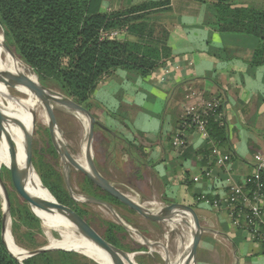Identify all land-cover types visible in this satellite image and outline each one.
I'll return each mask as SVG.
<instances>
[{"label": "crops", "instance_id": "crops-1", "mask_svg": "<svg viewBox=\"0 0 264 264\" xmlns=\"http://www.w3.org/2000/svg\"><path fill=\"white\" fill-rule=\"evenodd\" d=\"M222 1L105 0L104 12L168 3L127 17L133 27L128 40H144L159 53L156 69L146 76L117 69L104 77L93 101L102 104L103 133L136 193L189 205L199 215L198 264H264V243L248 234L245 218L235 224L228 205H211L246 184L256 174V155L264 153V64H251L260 40L219 27ZM224 1L232 10L264 12V0ZM215 100L221 118L214 119L227 141L190 133L188 147L175 148L185 111L195 105L205 110L201 103Z\"/></svg>", "mask_w": 264, "mask_h": 264}, {"label": "trees", "instance_id": "trees-1", "mask_svg": "<svg viewBox=\"0 0 264 264\" xmlns=\"http://www.w3.org/2000/svg\"><path fill=\"white\" fill-rule=\"evenodd\" d=\"M104 1L0 0V25L18 59L37 75L42 85L57 89L90 112L93 108V96L105 76L120 68L136 71L143 76L156 69L159 53L143 44L144 40L136 42L128 40L129 31L131 29L133 31V27L128 26L130 20L127 17L168 3L134 6L123 12H104L102 10ZM220 4L225 10V15L219 19V27L225 32L237 31L247 36L257 37L260 44L256 47L251 64L254 67L263 65L264 12L256 9L232 10L224 0ZM228 16H231V22ZM124 29H126V38L122 42L100 40L102 30ZM136 29L140 30L137 26ZM207 132L214 142L220 141L224 144L227 141V131L220 122H215L214 118H210ZM49 151L56 154L52 143ZM38 156L36 152L33 157L36 168ZM7 163L5 161L2 165L1 176L10 197L12 235L16 245L20 247L22 246L20 232H25L24 237L34 242L36 235H42L43 231L41 220L32 212L30 206L26 202L19 201L14 192L9 189L6 178L11 182L12 172L6 166L15 168ZM37 169L43 186L47 188L46 192L55 203L53 197L60 204L69 206V209L81 218H87L88 212L85 209L87 206H80L70 198L64 178L59 172L52 169L45 174L39 168ZM87 182L92 184L88 179ZM248 188L252 189L253 186L250 184ZM83 192L88 196L93 195L91 189L83 188ZM108 198L111 202L121 204L109 195ZM211 201L213 202L212 199ZM2 202L3 197L0 193V264H86L81 260L82 255L66 251L44 252L19 262L9 252L3 240ZM103 223L106 226L105 239L114 246L128 253L131 252L124 246L123 240L116 236L117 232L126 233V231L112 221ZM138 251H147V248L140 246ZM139 260L141 258H138Z\"/></svg>", "mask_w": 264, "mask_h": 264}, {"label": "water", "instance_id": "water-1", "mask_svg": "<svg viewBox=\"0 0 264 264\" xmlns=\"http://www.w3.org/2000/svg\"><path fill=\"white\" fill-rule=\"evenodd\" d=\"M6 50L9 52V49L4 45ZM11 53V52H10ZM15 56L14 54H12ZM16 57V56H15ZM17 58V57H16ZM36 76V80L26 76V75H16L10 73L3 69H0V83H3L6 87L11 90H15L19 86L25 87L31 93H33L42 103L43 108L47 116V127L50 134L51 142L55 151L59 154L63 162V178L65 182L66 189L69 193L70 198L80 204L98 206L101 207L104 211L108 212L113 218L114 223L121 226L128 234L134 235L137 238V241L145 246L149 254L154 253L157 248L163 250L165 257L163 258L164 264H174L172 262V254L168 247L160 241H152L146 235H144L138 228L130 225L126 220H124L116 211V208L113 204L103 201L101 199L88 196L85 194H80L76 192L72 185L71 175L72 169H75L81 172L86 178H88L96 187L105 191L109 196L116 199L123 206L129 208L131 211L137 213L139 216L145 220L160 224L168 223L173 224L179 219L188 218L192 222V229L190 232L191 242L187 255L183 256L181 260L183 261L186 258L185 264H198L197 263V251L199 244L202 239V233L204 231L201 226L199 215L196 214L195 210L185 204H172V205H163L162 207L156 208L154 206L159 205L157 201H148L153 209H149L147 204H140L131 198H129L125 193L118 189V187L109 179L104 177L98 170L94 155H93V142L95 136L96 126H101L102 129L106 128L102 126L92 113L86 109L84 106L80 105L78 102L70 99L69 97L64 96L61 92H58L54 89L42 85ZM60 106L66 110L76 113L80 116L86 118L88 122V140L86 146V167L81 166L70 153V150L66 142L58 135H61L60 127L58 125L55 107ZM5 124L18 127L24 134L23 139V151L25 154V164L19 168V171L6 166L12 172V181L14 186L18 187L19 184H22L26 187V197L29 201L33 213L40 219V217L33 210V202L35 201L43 211L50 214H58L64 217L69 223H71L88 241L94 243L101 250H103L113 261L114 264H137L135 257L137 253H128L113 244L109 243L103 236H101L85 219L81 218L77 213L70 210L68 207L60 204L55 197V204H50L37 194H33L28 191L27 184L30 177V174L35 171L33 164V143H34V131H35V122H24L19 117L13 116L6 112L2 107H0V139L2 138L5 132ZM108 130V129H107ZM13 149L15 150V144H13ZM47 189V188H46ZM0 193L4 199L3 202V212L4 219L2 224V236L4 243L9 250V252L19 261L23 262L25 260L31 259L41 253L49 251H66L74 252L80 255H83L87 258L92 259L87 254L83 252H78L76 250H66L62 248H54L52 246H46L39 248L35 251H26L25 258L20 260L21 257L15 255L10 249L7 240H6V221L7 217L11 219V204L10 197L8 193L7 186L2 179L0 173ZM12 220V219H11ZM41 220V219H40ZM93 260V259H92ZM180 260L177 264H183ZM95 263H97L94 260ZM98 264V263H97Z\"/></svg>", "mask_w": 264, "mask_h": 264}, {"label": "rangeland", "instance_id": "rangeland-1", "mask_svg": "<svg viewBox=\"0 0 264 264\" xmlns=\"http://www.w3.org/2000/svg\"><path fill=\"white\" fill-rule=\"evenodd\" d=\"M0 35L3 37V45H6L8 47L9 52L6 50V48H5V50L8 53L11 52L10 53L11 55L14 54L16 56L12 47L8 43L4 29L1 25H0ZM16 60L21 65L24 66L23 71L26 74L34 75V72L26 64H24L20 59H18V57L16 58ZM51 89L58 91L55 88H51ZM12 95L18 100H25L26 99L24 96H22L21 94L16 93V92H12ZM92 105H93V108H92L91 113L96 118V120L102 125V104H100V103L98 104L97 102L93 101ZM55 112H56L58 125L60 127L61 136H62L63 140L66 142V144L70 150V153L73 155V157L76 160H79L80 154H82L84 145H85V143H87V140H88V129H87L88 126L86 128L84 121L81 119L79 120V118L74 116L72 114V112H70L68 110L63 111V110L55 107ZM68 112H70V113H68ZM29 114H32V113H29ZM35 123L36 124H35V131H34L33 157H34L36 152L40 156V157L39 156L37 157V163L39 166V167L37 166V168H39L45 174L49 173L53 169L55 172H59L63 176V172H62L63 162H62L59 154L57 152H56V154H52L49 151L50 144L52 142H51V138H50V134H49L47 125H44L41 122H35ZM16 137L17 136L14 135L12 138V149H13V144H15V150L13 149L14 152H16V142H17L18 138H19L20 143L23 146V139H24L23 132L21 130H19L18 138H16ZM112 144H113V141L109 137V135L107 136L105 133H102V129H95V136H94V142H93V155H94V160L96 162L97 168L101 174L103 173L106 176V178H108L110 181H112L116 186H119L122 188L124 187L127 189L129 188V189L133 190L134 192H136V190L131 187V185L134 186V182L131 181L129 177L127 178L126 177L127 175L125 176V174H124V171L122 169V163L120 165V162H119L120 158L118 157L117 154L115 155L114 153H111ZM85 161H86V157H85ZM37 168L35 167V172L38 174ZM1 172H2V170H1ZM38 176H39V174H38ZM116 177H118V178L116 179ZM6 179H7L6 183L9 187V189L14 192L15 197L19 201L26 202L32 210V207H31L29 201H27L26 187L22 184V182L19 184L18 187H16V186H14L12 180L10 182L8 178H6ZM71 180H72V185H73L74 189L76 190V192L84 193L83 188H87V189L94 190L96 192L97 196L102 197V192L97 191L92 184L88 183L87 180L85 179V176L81 172H79L75 169H72ZM27 189L29 192L33 193V191L30 189L28 184H27ZM140 197L142 198V200H145V201H156L153 199H148L145 196H140ZM3 202H4V199H3ZM34 202H33V208H35V209H33V210L34 211L36 210V212L42 217V221H41L42 227L41 228H42L43 233H42V235H36L35 241L31 242L27 238L24 237L25 232H20V235H21L20 237L22 239V246H20L21 247L20 248L18 245H16L18 248L26 250V251H30V252L33 250L42 248V247L50 246V240H49V238L46 234V231L43 227L44 226L45 212L42 210V208L37 203H34ZM109 202L115 206L116 211L124 220H126L130 225L134 226L135 228H138L150 240H152V241H166L167 242V239H169L170 240L168 242L169 245H167L169 250H170V247H172V249H173V244L176 242V239L179 241V238H181V237H179L181 233L183 236V243H185V242L187 243L189 241V239H191V236L189 234L190 229H189V225L186 222V219L185 220L182 219V225H180L179 228H176V229H173L172 231H170L171 229H167L165 226L168 223L167 224L166 223L156 224V223L149 222V221L145 220L144 218H142L141 216H139L137 213L131 211L129 208H127L121 204H117L115 202H111V201H109ZM158 203L160 206L156 205L155 209L162 207L164 205V203H161V202H158ZM66 207L70 208L69 206H66ZM85 209L88 212V215L86 216L87 218H85L86 221L87 222L89 221L88 223L101 236H103L105 238L104 233L106 231V226L103 222L104 221L114 222L113 221L114 218L108 212L104 211L101 207H98V206H87V207H85ZM54 215H57V214H54ZM54 222L56 224L59 223L57 221H54ZM77 233L80 237L83 236L79 231H77ZM51 234L56 239H60V236L57 232L52 231ZM116 236L123 240L122 243L124 244L125 247L130 249L131 252H129V253H137L136 258H135L137 264H140L139 261H141V263H143V264H164L163 258L165 257V255H162L158 251H154V253H152V254H149L148 249H147V251H138L140 249V246H143V245H141L136 240L137 238L133 234L130 235L127 232L126 233L117 232ZM157 249L161 250L160 248H157ZM161 251L163 252V250H161ZM170 252H171V250H170ZM82 256H81V260L86 264H97L98 263L97 261H96L97 263H95L94 259L92 260L90 258H87L85 256L82 257ZM138 258H141V260L138 261Z\"/></svg>", "mask_w": 264, "mask_h": 264}, {"label": "bare ground", "instance_id": "bare-ground-1", "mask_svg": "<svg viewBox=\"0 0 264 264\" xmlns=\"http://www.w3.org/2000/svg\"><path fill=\"white\" fill-rule=\"evenodd\" d=\"M23 67L24 66L21 65L13 55H11L5 50V47L3 45V37L0 35V69H3L10 73H14L16 75H19V74L26 75L32 78L33 80H36V76H34L35 74L34 75L26 74L23 71ZM12 92L19 93L22 96H24L26 99L18 100L12 95ZM0 107H2V109H4L9 114L19 117L24 122H28V121L30 122L32 120L34 122H41L42 124L47 125V116H46V112L43 108L41 101L25 87L19 86L15 90L14 89L11 90L8 87H6L3 83H0ZM56 107L63 111L66 110L65 108L60 107V106H56ZM29 113H32V114H29ZM72 114L76 116L77 118H79V120L80 119L83 120L87 128L88 122L86 118L76 113H72ZM4 126H5V132L2 138L0 139L1 140L0 141V173H1L2 165L5 161L11 164L15 168L16 171H19V168L21 166H24L25 164V154L23 151V146L20 143L19 138H18V132L20 129H18V127H14L8 124H5ZM14 135L17 136L16 138H18L16 142V152H14L12 149V138ZM58 136L62 138L61 135H58ZM86 146H87V143H85L84 145V148H83L82 154H80L79 160L75 159L84 168L86 167V161H85ZM28 185L34 194L39 195L41 198H43L50 204L56 205V203L49 197L48 193L46 192V188L43 186V183L40 177L35 171L30 174ZM117 187L119 190L125 193L132 200L140 204H147V207L149 209H153V207L150 204H148V201L142 200V198L133 190L129 188L127 189L124 187L122 188L119 186ZM36 214L40 217L42 221V217L38 213ZM183 219L184 220L186 219V222L189 225V229H190L189 234H190L191 229H192V222L188 218H183ZM54 221H57L59 223L56 224ZM180 225H182V219H179L173 224H167L165 226L167 229H171L170 231H172L173 229L179 228ZM11 226H12V220L8 216L7 221H6L7 243L10 249L12 250V252L18 257H21L20 260H23L26 255V250L20 249L16 246L13 235H12ZM43 227L50 240V246L54 248H62L66 250H76L78 252H83L87 254L89 257H91L92 259H94L95 261H97L99 264H114L112 259L98 246L88 241L86 237L84 236L80 237L77 233L78 230L71 223H69L64 217L58 214L54 215V214L45 212ZM52 231L57 232L60 236V239H56L54 236H52L51 234ZM179 237L181 238H179V241L176 239V242L173 244V249L172 247L169 246L171 250V254H172V262L174 264L179 263L181 258L187 255L189 251V247H190V242H191V239H189L187 243L186 242L183 243L182 233L180 234ZM169 241L170 240L167 239V242L166 241H160V242L164 243L167 246L169 245L168 243ZM156 251H158L162 255H165L164 252H162L161 250L157 249ZM131 258H136V256L135 257L132 256ZM185 261H186V258L182 261L183 264H185Z\"/></svg>", "mask_w": 264, "mask_h": 264}, {"label": "built area", "instance_id": "built-area-1", "mask_svg": "<svg viewBox=\"0 0 264 264\" xmlns=\"http://www.w3.org/2000/svg\"><path fill=\"white\" fill-rule=\"evenodd\" d=\"M126 38L125 30H102L100 40H118L124 41ZM200 105V104H199ZM205 110L195 105L188 108L183 114L182 120L179 123L178 130L173 137V146L178 150H183L188 147V136L190 133H199L209 135L207 125L210 118H221L219 111V101L211 103H201ZM225 161H229L230 157H225ZM256 174L248 179L246 184L238 185L231 190V194L224 198L211 202L215 208L225 204L231 209L235 224L244 217V227L248 234L257 242L264 243V153H258L255 157ZM252 189H248L249 185ZM202 201L209 203V200L203 196Z\"/></svg>", "mask_w": 264, "mask_h": 264}, {"label": "flooded vegetation", "instance_id": "flooded-vegetation-1", "mask_svg": "<svg viewBox=\"0 0 264 264\" xmlns=\"http://www.w3.org/2000/svg\"><path fill=\"white\" fill-rule=\"evenodd\" d=\"M95 129H102V127L101 126H96V128ZM104 131H103V129H102V133H103ZM96 163V162H95ZM97 166V165H96ZM102 175L104 176V177H106L103 173H102ZM85 179L87 180L88 178H86L85 177ZM108 179V178H107ZM89 180V179H88ZM91 182V181H90ZM93 184V183H92ZM93 186H94V188L97 190V191H101L102 192V197H99V196H97V194H96V192L94 191V190H92V193H93V195H92V197H95V198H98V199H101V200H103V201H106V202H109L108 200H109V198H108V194L105 192V191H103L102 189H100V188H98V187H96L94 184H93ZM87 189V188H86ZM80 194H84V193H80ZM76 203V202H75ZM110 203V202H109ZM77 204H79L80 206H90V205H85V204H80V203H77Z\"/></svg>", "mask_w": 264, "mask_h": 264}]
</instances>
